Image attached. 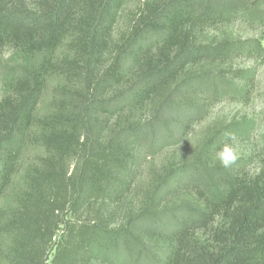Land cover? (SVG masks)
Listing matches in <instances>:
<instances>
[{"label": "trees", "instance_id": "obj_1", "mask_svg": "<svg viewBox=\"0 0 264 264\" xmlns=\"http://www.w3.org/2000/svg\"><path fill=\"white\" fill-rule=\"evenodd\" d=\"M124 1L0 0V264H264V173L154 161L205 115L194 97L222 89L186 73L235 50L193 28L233 3L146 1L116 31Z\"/></svg>", "mask_w": 264, "mask_h": 264}, {"label": "rangeland", "instance_id": "obj_2", "mask_svg": "<svg viewBox=\"0 0 264 264\" xmlns=\"http://www.w3.org/2000/svg\"><path fill=\"white\" fill-rule=\"evenodd\" d=\"M146 1L154 0H125L116 31L126 28ZM230 1L233 9L229 13L208 14L196 19L193 28L195 41L217 44L227 40L235 50L224 61L193 65L186 73L187 76L202 73L213 75L219 79L222 89L212 95L211 90L206 88L194 97L197 103L206 104L205 115L188 128L183 142L166 147L157 155L155 163L161 164L168 155L176 153L178 158H185V161L201 154V163L209 168H223L242 176L264 173V0ZM12 53L11 46L0 48L2 60L8 59ZM59 53H66V49L62 48ZM60 83L59 77L52 78L44 102L53 97L54 88ZM179 101L185 102L183 99ZM217 132L225 134L224 140L204 155V149H198L206 138ZM225 144L231 145L239 154L237 162L229 168L222 167L215 158L216 152ZM38 153L40 150L28 143L22 158L28 163ZM12 192L10 190L9 193ZM184 196L189 201L195 198L192 192ZM175 201L179 202L178 199ZM123 214L118 219L123 218ZM221 221L219 217L217 222ZM4 241L10 244L9 234H5Z\"/></svg>", "mask_w": 264, "mask_h": 264}, {"label": "clouds", "instance_id": "obj_3", "mask_svg": "<svg viewBox=\"0 0 264 264\" xmlns=\"http://www.w3.org/2000/svg\"><path fill=\"white\" fill-rule=\"evenodd\" d=\"M215 158L222 167L229 168L237 162L239 154L231 145L225 144L216 152Z\"/></svg>", "mask_w": 264, "mask_h": 264}]
</instances>
